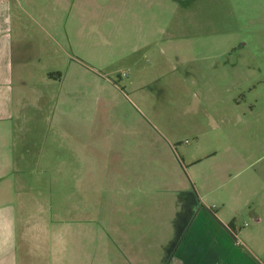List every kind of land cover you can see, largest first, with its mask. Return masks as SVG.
<instances>
[{
    "label": "rangeland",
    "instance_id": "obj_1",
    "mask_svg": "<svg viewBox=\"0 0 264 264\" xmlns=\"http://www.w3.org/2000/svg\"><path fill=\"white\" fill-rule=\"evenodd\" d=\"M33 2L17 12L30 36L21 42L27 59L36 61L20 74L35 76L21 82L29 136L38 142L50 117L83 135L99 128V152L135 155L120 165H141L152 181L163 174L157 158L169 142L184 163L199 161L192 170L201 195L235 218L239 238L264 264V0ZM52 72L63 82L46 84ZM69 192L60 203L45 194L63 209L77 202Z\"/></svg>",
    "mask_w": 264,
    "mask_h": 264
},
{
    "label": "crops",
    "instance_id": "obj_2",
    "mask_svg": "<svg viewBox=\"0 0 264 264\" xmlns=\"http://www.w3.org/2000/svg\"><path fill=\"white\" fill-rule=\"evenodd\" d=\"M20 1L0 0V264H263L239 238L235 218L221 217L196 187L192 167L199 161L184 163L169 142L157 158L163 174L152 181L141 165H120L135 155L110 148L101 154L99 128L83 135L50 117L38 142L29 136L20 122L28 112L20 105L28 92L21 82L35 76L20 74L36 61L27 59L21 42L30 36L17 12L34 2ZM52 73L43 75L46 84L63 82L62 73ZM40 177L43 189L32 180ZM47 189L60 195L59 203L69 191L77 202L52 206Z\"/></svg>",
    "mask_w": 264,
    "mask_h": 264
},
{
    "label": "trees",
    "instance_id": "obj_3",
    "mask_svg": "<svg viewBox=\"0 0 264 264\" xmlns=\"http://www.w3.org/2000/svg\"><path fill=\"white\" fill-rule=\"evenodd\" d=\"M59 74V73H58Z\"/></svg>",
    "mask_w": 264,
    "mask_h": 264
}]
</instances>
